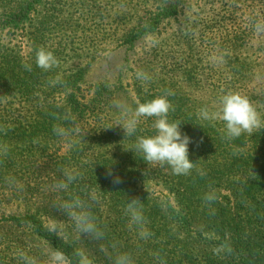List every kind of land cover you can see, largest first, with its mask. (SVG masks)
<instances>
[{
  "label": "trees",
  "instance_id": "16d2710c",
  "mask_svg": "<svg viewBox=\"0 0 264 264\" xmlns=\"http://www.w3.org/2000/svg\"><path fill=\"white\" fill-rule=\"evenodd\" d=\"M5 1L0 0L1 7L7 5ZM86 1L28 0L26 3L23 0L15 10L0 12V145L8 149L6 155H0V205L19 202L34 207L33 212L11 220L51 244L54 251L63 252L69 264H78L77 243L72 238L58 237L43 221H56L65 228L66 236L74 231L79 233L70 217L57 206L72 199L89 201L104 235L111 229L125 232L129 221L125 214L127 202L140 201L148 231L160 236L155 244L153 240L147 244L156 248L154 264H264V129L228 139L223 121H203L197 114L188 118L184 92L179 88L170 91L168 79L153 76L149 82L137 81L133 98L122 90L117 97L112 92L102 97L99 89L106 81L88 85L84 71L60 78L56 72L58 65L62 67L61 62L71 54L92 50L97 40L88 42L85 35L86 41L83 37V43H76L80 34L72 30L69 41L62 34L59 42L52 44L40 32V15L32 17L27 29L24 24L27 16L43 5L48 8V18L60 21L67 18L65 13L73 7L83 9ZM171 8L167 6L162 18L170 16ZM83 17L81 13L79 18ZM250 18L258 23L259 17ZM23 25L25 50L14 44L10 34ZM246 39L244 34H235L228 43L241 53ZM221 43L214 42L212 46L216 48ZM41 49L53 53L56 66L44 70L36 65V54ZM239 67L242 65L235 64L234 78L232 75L229 85L221 84L223 88L219 87L218 93L236 92L250 100L244 88L246 76L236 75ZM236 83L243 85L242 89ZM83 85L89 90L87 94ZM162 95H167L172 105L169 121L181 122V132L191 138L188 158L195 165L188 175H175L168 165L149 163L133 150L137 137L154 134L155 118L142 117L136 134L131 137L125 135L122 123L117 125L120 108L115 107L116 98L135 109L138 103ZM65 116L71 119L66 120ZM57 125L79 128L80 138L74 133L72 142L68 143L57 137L53 131ZM66 170L79 175L66 190L57 191L53 186ZM9 177H15L22 189L9 186ZM152 183L167 190L179 203L181 212L191 214L195 204L200 210L195 211L204 221L199 255L178 245L170 247L171 242L166 240L170 238L169 232L159 222L178 218L179 214L166 210L170 216L165 215L158 198L145 191ZM208 192L216 194L211 202L204 200ZM93 195L94 202L89 200ZM106 208L108 217L117 213L122 223L108 226ZM130 227L137 229L131 224ZM9 259L8 253L0 254V264Z\"/></svg>",
  "mask_w": 264,
  "mask_h": 264
},
{
  "label": "rangeland",
  "instance_id": "374dc122",
  "mask_svg": "<svg viewBox=\"0 0 264 264\" xmlns=\"http://www.w3.org/2000/svg\"><path fill=\"white\" fill-rule=\"evenodd\" d=\"M21 1L6 0L4 3L7 5H0V12L10 8L13 10ZM167 6L172 7L170 16L162 18ZM47 9L43 5L30 13L31 17L28 15L24 24L25 29L37 14L42 21L40 32L52 44L59 42L62 34H65L63 39L69 41L72 30L80 34L76 43H83V37L86 41L85 35L88 42L97 40L92 50L87 48L85 52L71 54L65 62H61L62 67L58 65L56 72L60 78L84 71V81L88 85L106 81L99 89L102 97L107 92L116 93L117 97L118 91L122 90L134 98L136 82L139 81L136 73L143 70L151 78L168 79L170 91L181 89L184 92V105L190 113L188 118H192L202 108L210 113L219 111L222 96L218 93L221 90L219 87L224 82L229 85L235 75V64H240L242 67H239L236 75L246 76V93L264 120V33L254 31V21L250 18L257 16L258 23H264V0H87L83 9L73 7L65 13L67 18L60 21L48 18ZM250 12H254V15ZM81 13L84 14L83 19L79 18ZM24 25L10 34L14 44L25 50V37H22ZM235 34L247 36L241 53L228 43L231 35ZM214 42L222 43L215 48L212 46ZM220 54H223L224 61L214 62L213 57ZM121 70L123 72L119 74ZM81 87L86 94L89 92L84 85ZM236 87L242 89L243 85L236 83ZM118 102L123 104L121 99L116 98V108ZM212 121L220 123L222 120L217 118ZM145 191L158 198L162 210L179 214L178 218L169 217L159 222L169 232L170 238L166 240L171 242L170 247L178 245L192 251L195 256L199 255L197 250L200 248L204 221L200 213L195 214L199 210L196 204L191 214H185L181 212L179 203L159 185L149 184ZM33 208L19 202H12L9 206L0 205V254L8 253L10 258L3 264H23L19 256L21 251L39 260V264H51V255L55 252L51 244L11 220L24 216L28 211L33 212ZM165 215L170 216L167 211ZM105 217H108L107 208ZM118 217L117 213L110 215L106 220L108 226L111 227L113 222L122 223ZM43 223L52 231L57 229L53 232L58 237L72 238L79 251L83 250L93 264H112V258L123 252L131 254L135 264L157 262L154 261L157 251L153 244L160 236H157L158 233L150 234L142 239L138 229L130 227V221L125 232L111 229L101 240L86 238L75 231L66 236L65 228L56 221L45 219ZM152 240V246L147 247ZM146 251L148 254H144Z\"/></svg>",
  "mask_w": 264,
  "mask_h": 264
},
{
  "label": "clouds",
  "instance_id": "9594fccd",
  "mask_svg": "<svg viewBox=\"0 0 264 264\" xmlns=\"http://www.w3.org/2000/svg\"><path fill=\"white\" fill-rule=\"evenodd\" d=\"M254 31L264 33V23H254ZM214 62H223V54L213 57ZM56 57L50 51L38 50L36 54V65L44 70H49L56 66ZM136 79L149 82L151 77L143 70L136 73ZM120 108V123L125 135L131 137L137 132L138 124L142 117L155 118L152 127L155 132L151 136L137 137L133 145L135 152L141 153L143 159L153 164H166L170 167L175 175H188L193 169L195 163L188 158V145L191 138L182 133L180 130L181 122L169 121L168 113L172 108L167 95L157 96L149 101L138 103L135 109H130L126 105L117 103ZM199 119L203 121L215 120L219 118L224 123V131L228 139H235L242 133H252L253 130L264 129V120L253 107L250 100L236 92H226L220 98V109L218 112H209L206 108H202L199 112ZM64 119H71L65 116ZM54 134L68 143L72 142L74 133L79 135V128H65L57 125ZM7 147L0 145V155L7 154ZM79 174L66 170L63 178L54 184L57 191L66 190L69 185L77 178ZM118 182V181H117ZM8 184L11 187L22 189L23 185L16 180L15 177L8 178ZM216 198L214 192H208L204 196L206 202H211ZM95 201L93 195L89 198ZM71 219L74 228L80 233L91 237L94 240H101L104 232L96 223L91 212V204L89 201L81 199H72L61 202L57 205ZM125 214L129 218L130 224L138 229L140 238L145 239L150 236V232L145 227V217L143 207L137 199L128 200L125 207ZM57 229H53L56 231ZM23 264H38L36 258L28 256L21 251L19 253ZM78 264H93L92 259L83 251L77 252ZM51 264H68L67 257L61 251H55L51 255ZM112 264H135L131 254L127 252L118 253L112 258Z\"/></svg>",
  "mask_w": 264,
  "mask_h": 264
}]
</instances>
